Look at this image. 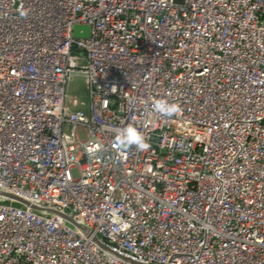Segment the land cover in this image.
Segmentation results:
<instances>
[{
	"label": "built area",
	"instance_id": "built-area-1",
	"mask_svg": "<svg viewBox=\"0 0 264 264\" xmlns=\"http://www.w3.org/2000/svg\"><path fill=\"white\" fill-rule=\"evenodd\" d=\"M0 264H264V0H0Z\"/></svg>",
	"mask_w": 264,
	"mask_h": 264
},
{
	"label": "clouds",
	"instance_id": "clouds-1",
	"mask_svg": "<svg viewBox=\"0 0 264 264\" xmlns=\"http://www.w3.org/2000/svg\"><path fill=\"white\" fill-rule=\"evenodd\" d=\"M152 99V110L161 117L172 118L182 111L179 104L169 103L166 99ZM97 147H100L97 145ZM113 149L121 156L135 147L137 151H146L150 148L147 138L133 125L116 129V134L112 142Z\"/></svg>",
	"mask_w": 264,
	"mask_h": 264
},
{
	"label": "rangeland",
	"instance_id": "rangeland-1",
	"mask_svg": "<svg viewBox=\"0 0 264 264\" xmlns=\"http://www.w3.org/2000/svg\"><path fill=\"white\" fill-rule=\"evenodd\" d=\"M70 107L73 110H86L88 104V84L82 76L72 77L66 87ZM75 175V174H73Z\"/></svg>",
	"mask_w": 264,
	"mask_h": 264
},
{
	"label": "water",
	"instance_id": "water-1",
	"mask_svg": "<svg viewBox=\"0 0 264 264\" xmlns=\"http://www.w3.org/2000/svg\"><path fill=\"white\" fill-rule=\"evenodd\" d=\"M89 30L87 27H75L73 29V37L75 38H87Z\"/></svg>",
	"mask_w": 264,
	"mask_h": 264
}]
</instances>
